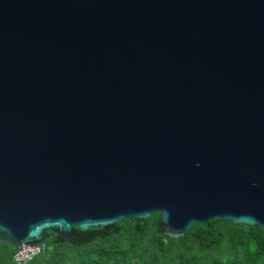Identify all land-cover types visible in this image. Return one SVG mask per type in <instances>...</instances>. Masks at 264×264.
<instances>
[{
  "label": "water",
  "instance_id": "1",
  "mask_svg": "<svg viewBox=\"0 0 264 264\" xmlns=\"http://www.w3.org/2000/svg\"><path fill=\"white\" fill-rule=\"evenodd\" d=\"M155 212L264 230V0H0V243Z\"/></svg>",
  "mask_w": 264,
  "mask_h": 264
},
{
  "label": "trees",
  "instance_id": "2",
  "mask_svg": "<svg viewBox=\"0 0 264 264\" xmlns=\"http://www.w3.org/2000/svg\"><path fill=\"white\" fill-rule=\"evenodd\" d=\"M158 221L155 212L144 222L123 219L112 232L77 228L69 240L49 232L47 249L21 264H264V230L258 227L215 218L173 237L161 232ZM14 252L0 243V264H18Z\"/></svg>",
  "mask_w": 264,
  "mask_h": 264
},
{
  "label": "built area",
  "instance_id": "3",
  "mask_svg": "<svg viewBox=\"0 0 264 264\" xmlns=\"http://www.w3.org/2000/svg\"><path fill=\"white\" fill-rule=\"evenodd\" d=\"M47 249L45 240L35 246L23 245L13 254L16 263L21 264L31 260L34 256L43 253Z\"/></svg>",
  "mask_w": 264,
  "mask_h": 264
}]
</instances>
